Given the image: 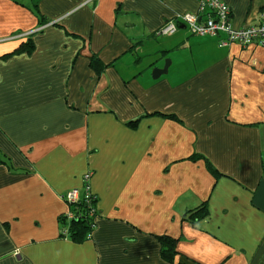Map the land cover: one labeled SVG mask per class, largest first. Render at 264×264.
<instances>
[{
  "label": "crops",
  "instance_id": "1",
  "mask_svg": "<svg viewBox=\"0 0 264 264\" xmlns=\"http://www.w3.org/2000/svg\"><path fill=\"white\" fill-rule=\"evenodd\" d=\"M223 1L235 29L260 24L264 0ZM199 11L0 0V264H167L162 236L196 264H264V47L192 35L181 17ZM86 174L100 217L74 243L63 197Z\"/></svg>",
  "mask_w": 264,
  "mask_h": 264
},
{
  "label": "trees",
  "instance_id": "2",
  "mask_svg": "<svg viewBox=\"0 0 264 264\" xmlns=\"http://www.w3.org/2000/svg\"><path fill=\"white\" fill-rule=\"evenodd\" d=\"M32 44L29 42L27 45H23L17 53L30 52L32 50ZM92 66L96 70L101 69L102 65L97 59L92 60ZM142 119H138L128 123V127L131 129H136L138 124ZM8 162L4 160L0 155V167L7 166ZM209 171L217 177H220L221 174L218 170L209 163ZM87 175V174H86ZM85 177V176H84ZM90 178L86 180L84 178V187L79 189L81 193V199L79 202L68 205V212L64 214L61 218L62 221V238L70 239L74 243H84L92 239V236L97 228V220L100 217V213L97 209V198L93 195L91 203L86 199V185L91 191ZM91 207L95 209V212L92 213ZM208 207L206 204L201 205L199 208L191 211L188 214V217L185 219L190 222L192 225L196 222L206 218L208 216ZM159 242L162 245L161 249V258L167 264H196L185 258L178 252L179 239H175L169 236L158 237ZM181 258L182 261L179 259Z\"/></svg>",
  "mask_w": 264,
  "mask_h": 264
},
{
  "label": "built area",
  "instance_id": "3",
  "mask_svg": "<svg viewBox=\"0 0 264 264\" xmlns=\"http://www.w3.org/2000/svg\"><path fill=\"white\" fill-rule=\"evenodd\" d=\"M181 19L192 35L216 37L224 34L226 35V39L222 42L223 45L236 43L243 48H248L257 42L264 47V12L262 13V20L259 25L235 29L231 22V9L223 0H200L199 14H186ZM177 29L175 24L169 23L162 30V34L173 35ZM90 175L87 174L84 178L88 180ZM85 194L86 199H89L88 201L90 202L93 195L87 185ZM63 198L67 203H77L81 199L80 190L72 189ZM90 208L92 213H94L95 209L91 207V204Z\"/></svg>",
  "mask_w": 264,
  "mask_h": 264
},
{
  "label": "water",
  "instance_id": "4",
  "mask_svg": "<svg viewBox=\"0 0 264 264\" xmlns=\"http://www.w3.org/2000/svg\"><path fill=\"white\" fill-rule=\"evenodd\" d=\"M170 65H171V61L169 60L166 62V65L162 70H159V69L155 70L153 72L154 79H159L161 76L166 75L168 73V69Z\"/></svg>",
  "mask_w": 264,
  "mask_h": 264
}]
</instances>
